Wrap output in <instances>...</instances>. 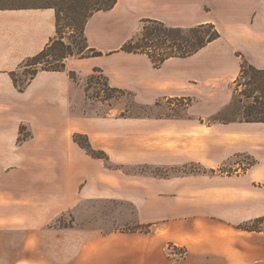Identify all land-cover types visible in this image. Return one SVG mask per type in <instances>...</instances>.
Instances as JSON below:
<instances>
[{
	"label": "crops",
	"instance_id": "1",
	"mask_svg": "<svg viewBox=\"0 0 264 264\" xmlns=\"http://www.w3.org/2000/svg\"><path fill=\"white\" fill-rule=\"evenodd\" d=\"M145 19L182 28L213 23L221 36L192 56L154 67L145 54L120 51ZM55 35L54 8L0 9V264H172L168 240L186 249L178 264H264V232L236 228L264 215V190L257 192L247 177L217 174L237 152L232 132L241 129L251 136L253 124L91 115L82 109L85 94L78 95L95 69L109 86L131 92L141 105L199 96L200 86L215 84L217 77L234 80L243 59L264 69V0H118L85 26L86 50L102 55L68 58L64 71H40L19 91L11 72ZM180 63L183 71L177 69ZM22 126L29 137L20 141ZM254 128L259 129L252 135L264 145V128ZM74 133L87 135L114 163L197 164L216 173H184L175 180L122 174L87 155ZM134 139L140 141L138 154ZM92 199L132 203L136 223L151 224L152 230L97 236L54 228L41 232L61 233L65 243L30 244V229L39 234L69 208ZM192 204L196 208L190 209Z\"/></svg>",
	"mask_w": 264,
	"mask_h": 264
},
{
	"label": "rangeland",
	"instance_id": "2",
	"mask_svg": "<svg viewBox=\"0 0 264 264\" xmlns=\"http://www.w3.org/2000/svg\"><path fill=\"white\" fill-rule=\"evenodd\" d=\"M203 1H217L222 3L225 0ZM25 5H41V3H26ZM61 19V25L63 28V34L61 35L63 36L62 41L65 44L71 45L73 48V56H69L68 58H80L81 56L87 54L89 51L86 50L85 39L76 32L73 33L71 31L72 28L68 27L69 22L67 21L65 14L61 15ZM142 26L143 22L139 27L134 29L131 36L140 35ZM55 37L57 36L55 35ZM68 58H66L65 61ZM242 61H244V59ZM184 67L185 64L180 63L177 69L179 71H183ZM31 70L32 67H26L25 63L23 62L22 65L19 66L14 72L16 73V77L19 82L23 83L26 79H28ZM239 74L234 80H230L229 76H221L215 78V84L205 83L204 85L200 86L201 93H199V96L197 95L193 97L190 95L178 98L176 97L174 99L162 100L152 105H141L137 103L138 101H135L132 93L127 94L118 91L106 90L104 83L105 79L103 75L100 72H94L92 76L84 80V92L79 93L78 95L85 94L83 97L84 108H81L83 109V112L91 115L106 116L108 114H113L116 116H122L123 118L129 120L131 119V121L132 119L138 118L177 119L189 117H206L207 124H225L234 122L237 124L250 123L253 124L252 131L259 129L254 128L255 126L264 128V123L245 122L243 119L242 106L250 99L248 100L245 95L235 93V89L237 87L236 80L238 78V80H240V89H244V85L241 84H244L247 81V78H240ZM75 81H77V77L75 78ZM77 99L80 100V96ZM252 131L251 133L253 134ZM252 134L249 136L245 132L241 131V129H237L236 131L232 132V138L234 139L235 143L233 150L235 149L237 152L231 156L225 165L218 167L217 174L222 176L229 175L234 177H247L249 178L247 179L249 180L248 182L253 180V187L257 188L256 191L261 192L258 188H261L262 191L264 190V177L261 178V175L257 174L258 172L264 173V145L260 140L254 138ZM22 137H25L23 140L29 137V135L25 133V127H23ZM177 139H179V136ZM177 139L176 136L172 137V150H174L176 147ZM139 144V139L133 140V145L136 147L134 153H139ZM103 161L107 169L116 170L122 174L172 178L173 180L180 176H184V173H199L196 171L204 168L197 164L159 167L144 164L124 165L121 163H114L111 160H109V162L105 160ZM220 169H222V171ZM172 202L174 206L179 208L178 210L181 209L180 204H177L175 201ZM192 207L196 208V205H189L190 209ZM136 211V207L128 201L104 199L85 200L80 202L76 207L69 208L64 212V214L54 218V220L48 223L46 227L39 230V234L37 232H33L34 230L32 231L30 229V244L36 243V241L41 244L65 243L67 237L61 233H56L57 235L52 237L48 235V233L44 236L43 232H41L54 230V228L55 230L66 229L70 232L76 231L78 234L92 232L93 235L97 236L103 234L106 235L109 232L133 229L138 226L136 223ZM166 225L167 223L165 222L158 223V227L160 228H165ZM83 238L85 239V237H82V239ZM86 240L94 241L92 238H88ZM167 242L166 253L172 264H178V262L184 260L186 257L185 247L176 245L174 241L168 240ZM80 243L86 242L81 240Z\"/></svg>",
	"mask_w": 264,
	"mask_h": 264
},
{
	"label": "trees",
	"instance_id": "3",
	"mask_svg": "<svg viewBox=\"0 0 264 264\" xmlns=\"http://www.w3.org/2000/svg\"><path fill=\"white\" fill-rule=\"evenodd\" d=\"M118 0H0V9L10 8H29V7H50L56 11V36L50 43L37 55L24 61L26 67H32L28 79L20 83L16 73L12 72L11 76L15 86L19 91H24L26 86L40 71H64L66 69L65 59L73 56L71 45L65 44L61 36L63 28L61 25V15L65 14L68 27L72 28L73 33L82 36L85 41V26L90 17L98 11H107L112 9ZM39 2L41 5H25L26 3ZM15 4V5H12ZM221 34L213 23L200 24L191 28L171 27L165 23L153 20H143V26L140 35L132 36L120 48V51L128 53H139L147 55L154 67H160L170 58H185L194 55L207 44L220 38ZM87 48V41H86ZM102 55L94 49L80 58ZM100 70L95 69L94 72ZM103 75V74H102ZM70 77L75 80V73H70ZM106 90L118 91L130 94L126 90L113 88L109 86L106 77ZM240 78H247L244 89H240L239 82L236 80L235 93L245 95L249 100L242 106L243 119L245 122L264 123V69H257L249 64L246 60L242 61ZM190 100V98H189ZM191 101V100H190ZM23 127L19 140H23ZM73 140L92 158L103 159L109 162V156L103 150L95 149L88 136L82 133H75ZM222 171V169H220ZM199 173L215 174V170L206 168L197 170ZM144 226V227H143ZM151 224H138L130 231H139L142 233L150 232ZM237 229L248 232H264V215L255 219L245 221L236 225Z\"/></svg>",
	"mask_w": 264,
	"mask_h": 264
}]
</instances>
